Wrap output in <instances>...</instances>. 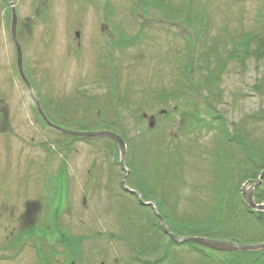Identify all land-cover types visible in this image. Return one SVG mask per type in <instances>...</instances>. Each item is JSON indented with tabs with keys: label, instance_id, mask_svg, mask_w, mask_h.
<instances>
[{
	"label": "rangeland",
	"instance_id": "1",
	"mask_svg": "<svg viewBox=\"0 0 264 264\" xmlns=\"http://www.w3.org/2000/svg\"><path fill=\"white\" fill-rule=\"evenodd\" d=\"M4 2L0 264H264L260 249L171 241L153 226L152 201L140 208L121 186L148 190L179 233L264 241V212H246L243 197L255 179L247 174L264 170V0ZM13 14L42 113L68 129L120 134L122 160L111 138L68 141L43 124L17 75ZM237 40L242 61L230 55ZM189 54L190 79L177 72ZM144 113L157 115L153 127ZM258 192L264 202V178L255 202Z\"/></svg>",
	"mask_w": 264,
	"mask_h": 264
},
{
	"label": "water",
	"instance_id": "2",
	"mask_svg": "<svg viewBox=\"0 0 264 264\" xmlns=\"http://www.w3.org/2000/svg\"><path fill=\"white\" fill-rule=\"evenodd\" d=\"M12 33L14 36V39L17 42V45L19 46V65H20V70H21V74H23L22 71V52H21V48L20 45L17 41V37H16V17L14 15L13 18V26H12ZM25 78V77H24ZM26 80V78H25ZM26 82L28 83V81L26 80ZM32 94V92H31ZM33 97V96H32ZM34 98V97H33ZM38 104V102H37ZM38 108L40 111V114L42 115L43 119L45 120V122L53 129L67 134V135H71V136H75V137H109L114 139L120 149L121 152V160L124 157L125 153H126V143L124 141V139L119 136L118 134L111 132V131H92V132H84V131H75V130H68L65 129L63 127H60L56 124H53L52 122H50L48 120V118L42 113L41 108L39 107L38 104ZM154 125V121L153 118L150 122V126L152 127ZM123 161H121L122 163ZM123 165V164H122ZM124 166V165H123ZM264 178V171L260 174L258 180L256 182H254L253 186L244 191V202L246 204L247 207L253 209V210H257V211H264V204H258L255 202L254 199V190L256 188V186H258L261 182L262 179ZM123 185L125 186V178L123 180ZM133 193L141 196V194L137 191H132ZM151 204L154 205V207L156 208V205L154 202H150ZM160 222L162 227L164 228L165 232L176 242H182V241H192V242H196L199 244H202L204 246L213 248V249H217V250H226V251H233V250H264V242L259 243V244H241V243H236L233 241H226V240H214V239H210V238H206V237H179L177 235H175L165 224L163 218L160 216ZM71 264H75L74 262H72ZM101 264H105V262H101Z\"/></svg>",
	"mask_w": 264,
	"mask_h": 264
},
{
	"label": "trees",
	"instance_id": "3",
	"mask_svg": "<svg viewBox=\"0 0 264 264\" xmlns=\"http://www.w3.org/2000/svg\"><path fill=\"white\" fill-rule=\"evenodd\" d=\"M160 1H161V3H163L165 6L170 7L169 4H167V2H165L166 0H160ZM189 9H191L190 6L187 7V10H189ZM244 38H245V40H248V41L252 39V37H249L248 39H246V37H244ZM245 40H244V42H245ZM238 41H239V40H237L236 43L234 44V47H235V48H233L232 50H230V55H231L232 57H234V60H235V61H242V60H239V59H240V57H239V53H241V50H242L243 48H241V50H240L241 44H240V46H239V43H237ZM222 61H224V60H222V58H220V62H222ZM182 63H183V64H182ZM181 64L183 65V67L180 68V69H177L178 76H179V75H181V76L184 75V76H188V78L190 79V77H191V73H192V72H191V68H192V67H190V65H193V59L190 60V54H189L188 59L185 60V61H182ZM220 68L223 69V67H222L221 65L219 66L218 69H220ZM262 81H263V80H262ZM180 89H181V88H179V90H180ZM170 95H171V94H170ZM191 114H192V113H190V120L193 122V125H194V126H195L196 124H198V123H202L200 117L196 116V118H192V117H191ZM188 119H189V117H188ZM42 122H43V121H42ZM43 124H44V122H43ZM199 125H202V126H203V124H199ZM204 125H206V124H204ZM190 126H191V125H190ZM194 126H193V127H194ZM79 130H85V129H84V127H80ZM91 130H95V129H91ZM85 131H86V130H85ZM64 137L67 138L68 141H73V140H75V139H78V138L71 137V136H64ZM247 148H250V154L253 153L252 150H251V146H247ZM248 162H250V165L253 166L254 159H253L252 157H249ZM262 168H264V167H262ZM262 170H263V169H262ZM262 170H261V171L259 170L258 172H257V170H256L255 172H257V173H255V174H254V173H253V174H247L248 177L246 178L245 181L247 182V181L249 180V178L253 177V178H255V179H250V181H252V182H256V181L258 180L259 175L263 172ZM246 182H245V183H246ZM142 190H143V189H142ZM140 193L142 194V196L145 197L144 201H155V202H157V208L161 210V207H162L163 203L161 204L159 201H157V198H156L155 196H152L148 190L146 191V193L141 192V191H140ZM127 197H128V196H127ZM262 199H263V198H262L261 194H259V192H258V196H257V200H258V201H256V202H257V203H264V202L262 201ZM136 204H137L140 208L144 207L139 201H137ZM244 204H245V203H244ZM244 208H245L246 212H249V213H251V214H254L255 212H258V211H255V210H251V209H249L246 205H244ZM163 210L165 211V209H163ZM55 212L58 214V211H55ZM160 212H161V211H160ZM160 212H159V213H160ZM258 213H259V212H258ZM57 214H56V215H57ZM256 214H257V213H256ZM56 215H54L55 218L57 217ZM160 215H162L163 217L166 218V211H165V212L162 211V213H160ZM154 218H155V224L153 223L154 228H155V227H156V228L158 227L159 230H161V231L163 232V234H165L164 229L162 228V226H161V224H160V220H159V218H158V215H157V214H154ZM208 219H209V218H208ZM131 220L134 221L135 219H131ZM131 220H130V221H131ZM203 220H204V219H203ZM203 220H201V222H202ZM164 221H165V219H164ZM165 223H166V225L168 226V228H169L174 234H176L177 236H191V233H183V232H180V233H179V231L176 230V227H175V226H177V228H178V226L181 225V224H179V223H178V224H177V223H174L175 226H173V225L170 224V219H168L167 222L165 221ZM192 226H193V227H192ZM197 226H199V225H197V224L190 225V227H191L192 229L195 228V227H197ZM207 226H209V225H207ZM158 228H157V229H158ZM209 231H211V232H209ZM223 232H227V233H228V231H223ZM209 233H215V234H216L215 231H212V230H210V229L203 230V231L201 232V234H203V235L207 234L206 236H211ZM144 234H145V233H144ZM146 236H147V235H146ZM165 236H167V235L165 234ZM221 238H226V239H221ZM211 239H212V238H211ZM213 239H216V240H232V241L237 242L235 237L230 238V239H228L227 237H217V238H213ZM70 251H72V249H71ZM74 256L77 257V253H76ZM136 257H137V256H136ZM137 259L140 260V261H142V260H141L142 258H141L140 256H138ZM72 261L76 262L75 259H72V260L70 261V263H71ZM142 262H143V261H142Z\"/></svg>",
	"mask_w": 264,
	"mask_h": 264
},
{
	"label": "flooded vegetation",
	"instance_id": "4",
	"mask_svg": "<svg viewBox=\"0 0 264 264\" xmlns=\"http://www.w3.org/2000/svg\"><path fill=\"white\" fill-rule=\"evenodd\" d=\"M4 2V1H3ZM4 4H6V2H4ZM261 251H264V250H261Z\"/></svg>",
	"mask_w": 264,
	"mask_h": 264
}]
</instances>
